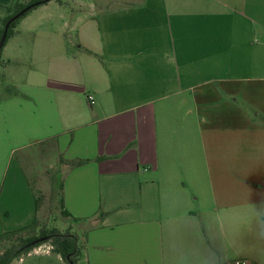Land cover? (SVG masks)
I'll return each mask as SVG.
<instances>
[{
  "label": "crops",
  "instance_id": "0c3cea01",
  "mask_svg": "<svg viewBox=\"0 0 264 264\" xmlns=\"http://www.w3.org/2000/svg\"><path fill=\"white\" fill-rule=\"evenodd\" d=\"M114 4L68 20L51 1L8 40L0 196L11 158L52 148L84 162L61 196L86 264H264V0ZM38 27L17 81L11 49Z\"/></svg>",
  "mask_w": 264,
  "mask_h": 264
},
{
  "label": "rangeland",
  "instance_id": "374dc122",
  "mask_svg": "<svg viewBox=\"0 0 264 264\" xmlns=\"http://www.w3.org/2000/svg\"><path fill=\"white\" fill-rule=\"evenodd\" d=\"M65 5L62 9L57 8L56 2L52 1V15L64 14L68 20L71 17L79 16L81 19L90 18L92 20L102 18L104 12L110 8H114L115 2H129L136 0H62ZM34 15V14H33ZM35 17V16H33ZM91 17H94L91 18ZM37 21V20H36ZM47 32L42 27H38L35 32L38 34L37 44L33 46L34 36H26L17 48L11 49L12 54L21 63L17 66L8 67L7 72L14 74L15 80L23 79L26 72L32 66V57H40L42 51L40 49L41 34ZM75 33H70L69 36L73 45L67 49L66 38L60 37L61 51H78L75 43ZM69 40V39H68ZM8 50H4L1 59L7 55ZM3 71L6 68H1ZM1 81V79H0ZM0 84V97L8 96L5 85L10 83ZM43 152V151H42ZM40 149L28 150L22 154H16L10 159L11 166L3 184L2 193L0 196V234L13 231L18 228L27 226L36 218V222L30 229L21 233L23 237L37 236L42 228H57L59 231H65L68 228L73 231L78 230L79 226L65 218L61 213V182L62 169L57 153L51 148L45 156ZM12 160V161H11ZM258 176V175H257ZM257 193H259L260 185L264 182H258ZM8 212L9 215H4ZM81 232V231H80ZM10 241H0V252L10 245ZM231 264H234L235 258L230 255ZM12 264H65L60 257L52 253L49 243L43 244L38 248L24 256L21 261H14Z\"/></svg>",
  "mask_w": 264,
  "mask_h": 264
},
{
  "label": "trees",
  "instance_id": "16d2710c",
  "mask_svg": "<svg viewBox=\"0 0 264 264\" xmlns=\"http://www.w3.org/2000/svg\"><path fill=\"white\" fill-rule=\"evenodd\" d=\"M51 1H55L59 5H65L62 0H12L10 4L6 6L0 5V38L2 36L6 23L18 14L23 9L30 7V9L20 18L12 22L8 28L6 39L2 50L0 51V67L4 65L1 55L8 40L15 34V29L19 22L27 17L33 10L48 4ZM3 79H1L2 81ZM6 86V85H5ZM6 91L11 95L13 89L10 86H6ZM17 95L18 93L15 92ZM1 98V97H0ZM83 161H64L60 158V164L69 170L82 165ZM62 194V184L60 188ZM61 213L65 218H71L69 213L64 209L63 200L61 196L60 200ZM36 218L33 222L27 226L18 228L13 231L0 234V241H10V245L0 252V264H12L14 261H21L24 256L29 255L32 250L39 246L49 243L51 251L55 255L61 258L65 264H86L85 247L81 242L80 235L74 232L73 229L68 228L65 231H59L57 228H42L37 236L23 237L21 233L31 228L35 224ZM78 221L77 219H70ZM40 239H43L40 241Z\"/></svg>",
  "mask_w": 264,
  "mask_h": 264
},
{
  "label": "water",
  "instance_id": "95a60500",
  "mask_svg": "<svg viewBox=\"0 0 264 264\" xmlns=\"http://www.w3.org/2000/svg\"><path fill=\"white\" fill-rule=\"evenodd\" d=\"M30 9V7H27L25 9H23L22 11H20L18 14H16L14 17H12L5 25L4 27V30H3V33H2V36L0 38V51L2 50L3 48V45H4V42H5V39H6V35H7V31H8V28L10 26V24L12 22H14L15 20H17L18 18H20L21 16H23L28 10ZM43 239H40V241H42Z\"/></svg>",
  "mask_w": 264,
  "mask_h": 264
},
{
  "label": "built area",
  "instance_id": "2783aa9c",
  "mask_svg": "<svg viewBox=\"0 0 264 264\" xmlns=\"http://www.w3.org/2000/svg\"><path fill=\"white\" fill-rule=\"evenodd\" d=\"M87 100H88V102H89L90 105L93 104V97L92 96H88L87 97ZM234 264H247V262L245 260H236L234 262Z\"/></svg>",
  "mask_w": 264,
  "mask_h": 264
}]
</instances>
